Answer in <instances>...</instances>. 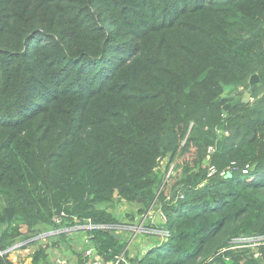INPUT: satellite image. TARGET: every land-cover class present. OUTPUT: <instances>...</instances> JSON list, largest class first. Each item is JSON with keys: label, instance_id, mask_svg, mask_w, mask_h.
Returning a JSON list of instances; mask_svg holds the SVG:
<instances>
[{"label": "trees", "instance_id": "trees-1", "mask_svg": "<svg viewBox=\"0 0 264 264\" xmlns=\"http://www.w3.org/2000/svg\"><path fill=\"white\" fill-rule=\"evenodd\" d=\"M155 199L171 235L132 264H263L236 241L264 236V0H0V264Z\"/></svg>", "mask_w": 264, "mask_h": 264}, {"label": "built area", "instance_id": "built-area-1", "mask_svg": "<svg viewBox=\"0 0 264 264\" xmlns=\"http://www.w3.org/2000/svg\"><path fill=\"white\" fill-rule=\"evenodd\" d=\"M171 172L172 167L170 168L168 175ZM214 172L215 170L212 169L210 175ZM221 174H224V172ZM157 205L158 203L155 199L150 204L149 208L142 214L140 220L136 222H123L119 220L117 223H95L90 218L83 220L74 216L71 218L69 214L62 211L53 217V222L59 227L44 232L39 238L46 240L49 236L67 234L69 237L67 240L71 239L72 245L76 247V253L80 255L82 264H132L130 259L133 256L130 254L132 251L130 246L137 241L139 233L153 236V240L143 243L148 245V248L160 244L171 235V232L167 227L168 216L159 205V210H157ZM97 229L121 234V240H125V243H127V246L125 244L123 252L113 255L110 259H107L100 254L93 241V231ZM236 243V246L239 248L251 247L257 249L259 246L264 245V236L244 237L237 240ZM22 244L23 243L16 244L6 252L15 250ZM78 246H80V248ZM145 251L146 250L143 248L139 250L137 255L144 254ZM3 253L5 252H0V255ZM254 256L261 257V253L256 251Z\"/></svg>", "mask_w": 264, "mask_h": 264}, {"label": "rangeland", "instance_id": "rangeland-1", "mask_svg": "<svg viewBox=\"0 0 264 264\" xmlns=\"http://www.w3.org/2000/svg\"><path fill=\"white\" fill-rule=\"evenodd\" d=\"M250 89V88H249ZM248 91V90H247ZM244 92V95L246 94V92ZM244 97V96H243ZM165 166V163L163 162V167ZM104 207V206H103ZM106 209H110L111 207H105ZM134 208V210H132ZM157 210H159V207L157 205ZM133 214H131V212H133ZM115 214L116 216L118 217V219L120 221H123V222H136V221H139L140 218L142 217V214H139L137 213V211L135 210V207H133L132 205H129V204H126V203H123V202H119V203H116V210H115ZM144 216V215H143ZM1 229L0 228V232H1ZM22 230L23 232H27V226L26 225H22ZM43 232H47L46 229H43L42 230ZM59 237V235H58ZM66 238H69L68 235L66 234ZM153 236H149V235H145V234H141L139 233V236L137 237V241L134 242L131 246H130V249L132 250L131 251V256H136L139 252V250L141 249H145V250H149V246L146 245V244H143V243H147L151 240H153ZM41 240V239H40ZM71 239H68L66 240V245H69L70 248H72V242L70 241ZM20 241H24V239H21ZM33 241L27 243L25 242L24 244H22L20 247H18L17 249L9 252V258L11 257V255H13L14 253H16L19 249H23V247H26L28 245H31ZM125 240L123 241V244H124ZM64 243V242H63ZM64 246V244H63ZM126 246H127V243H126ZM80 248V246H78ZM76 248V247H75ZM34 249L31 248L30 250V254L29 253H23V252H20V253H17L18 256L21 258V262L22 263H25V260L29 257V255L32 254ZM129 251V250H128ZM29 252V251H28ZM26 254H28L26 256ZM26 256L25 259H23V257Z\"/></svg>", "mask_w": 264, "mask_h": 264}, {"label": "crops", "instance_id": "crops-1", "mask_svg": "<svg viewBox=\"0 0 264 264\" xmlns=\"http://www.w3.org/2000/svg\"><path fill=\"white\" fill-rule=\"evenodd\" d=\"M42 242L46 243L47 240H44ZM63 244H64V246H63ZM31 248L34 249L32 252V254H33L35 252V250L37 249V245H35V244L28 245V246L24 247L23 249H19L16 253L11 255L10 259L12 260L13 264H30V262L32 260L31 255H29V257L25 260V263H22L21 262L22 260L18 256L17 253L23 252V253H29L30 254ZM52 249L53 250L51 251V253L49 254V257H48L50 264H82L80 255L78 253H76V248L73 245H72V248H70V246L66 245L65 243H62L60 246L52 247ZM254 250H256V249H254ZM27 255L28 254H26V256ZM26 256H24L23 259H25ZM255 258L259 259L260 257H255ZM263 264H264V261H263Z\"/></svg>", "mask_w": 264, "mask_h": 264}, {"label": "water", "instance_id": "water-1", "mask_svg": "<svg viewBox=\"0 0 264 264\" xmlns=\"http://www.w3.org/2000/svg\"><path fill=\"white\" fill-rule=\"evenodd\" d=\"M257 79H258V76H257V75H253V76L251 77V79H250V84H251V86H250V89H249V90L246 92V94L244 95V97H243V101H248V100H249V97H250V95H251V93L253 92L254 87H255V81H256ZM177 191H178V189L175 190V191L173 192V194H172V197H173V198L176 197V195H177ZM111 234H112V236L116 237L118 240H121V234H119V233H117V232H111ZM52 250H53L52 247H49L46 253L49 255V254L51 253Z\"/></svg>", "mask_w": 264, "mask_h": 264}]
</instances>
